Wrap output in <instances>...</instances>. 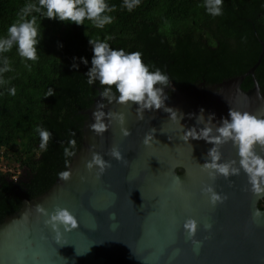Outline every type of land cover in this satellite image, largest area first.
Returning a JSON list of instances; mask_svg holds the SVG:
<instances>
[{
	"label": "water",
	"instance_id": "95a60500",
	"mask_svg": "<svg viewBox=\"0 0 264 264\" xmlns=\"http://www.w3.org/2000/svg\"><path fill=\"white\" fill-rule=\"evenodd\" d=\"M263 54L264 49L246 73L213 85L202 81L183 90L169 79L159 109L106 101L97 88L84 112L82 145L66 169L69 178L58 177L46 192L26 199L0 223V264H264V218L252 215L257 208L264 212L259 206L264 196L251 193L243 170L228 177L209 176L201 165L213 143L182 139L192 128L198 133L210 127L215 135L230 108L264 116V94L255 77ZM248 75L253 87L245 90L242 83ZM98 110L105 113L101 134L91 128ZM215 147L218 163L239 168L230 140ZM113 148L120 159L110 155ZM256 151L264 156V149L257 146ZM94 155L105 161L103 171L86 167ZM208 185L222 202H209L202 192ZM37 205L49 213L57 206L70 209L78 226L55 241ZM190 218L198 222L199 253L183 227ZM208 222L212 228L205 231Z\"/></svg>",
	"mask_w": 264,
	"mask_h": 264
},
{
	"label": "trees",
	"instance_id": "16d2710c",
	"mask_svg": "<svg viewBox=\"0 0 264 264\" xmlns=\"http://www.w3.org/2000/svg\"><path fill=\"white\" fill-rule=\"evenodd\" d=\"M26 2L0 0V35ZM107 2L115 5L110 13L114 20L103 29L89 21L76 25L45 18L35 61L22 60L15 46L3 54L11 70L0 75L5 81L0 84V159L20 173L14 177L0 172V223L66 171L73 158L65 164L64 148L70 140L76 142L75 154L82 145L84 112L98 95L97 88L102 91L98 81L87 83L93 55L89 39L110 36L111 47L140 51L146 64L160 68L183 90L246 73L264 49V0H223L222 15L215 17L205 11L203 0H141L131 12L121 6L122 0ZM255 77L264 94V54ZM12 87L14 95L8 92ZM251 87L248 75L242 88ZM49 89L51 96L46 95ZM37 126L51 133L46 150L39 148ZM259 206L264 209V199Z\"/></svg>",
	"mask_w": 264,
	"mask_h": 264
},
{
	"label": "clouds",
	"instance_id": "9594fccd",
	"mask_svg": "<svg viewBox=\"0 0 264 264\" xmlns=\"http://www.w3.org/2000/svg\"><path fill=\"white\" fill-rule=\"evenodd\" d=\"M140 2L141 0H122L121 6L131 12ZM222 6L223 0H203L205 11L213 17L222 15ZM114 10L115 5L110 6L107 0H27L17 13L16 20L7 26L5 34L0 35V75L11 70L8 57L3 54L9 52L13 46L22 60L37 59L38 46L43 36V19H57L76 25H85V21H89L92 26L103 29L113 22L114 17L110 13ZM110 39V36H105L103 40L89 39L93 55L91 67L86 73L87 83L93 85L98 81L102 88L100 94L109 101L115 98L121 104H136L140 110L159 109L163 102V86L169 82L168 75L160 68L146 64L140 51L126 52L123 48L111 47ZM83 62L88 63L86 59ZM3 83L5 81L0 79V84ZM15 91L14 87L8 89L10 95H14ZM52 94L51 89L46 93L48 96ZM93 116L95 123L91 128L97 134L103 133L106 130L103 119L105 113L98 110ZM117 118L123 123V114H119ZM122 131L125 136L128 134L127 130ZM35 132L40 137L39 148L46 150L51 133L40 126L35 128ZM212 132L210 127L201 128L198 133L192 128L186 130L182 137L185 141L204 138L213 143L214 147L209 150L208 159L201 165L202 170H207L209 176L220 174L225 177L237 175L243 170L248 177L251 193L256 197L264 196V156L256 151L257 146L264 149V116L230 108L227 118H222L221 126L215 129L216 134L212 135ZM229 140L237 149L239 168L231 167L230 163H218L220 156L215 145ZM75 143V140H70L64 148L66 165L70 162L68 158L75 155L72 150ZM147 143L146 139L145 144ZM110 155L116 159L121 156L116 148L112 149ZM94 165L103 171L106 163L99 155H94L92 160L86 163V167L91 169ZM58 175L67 180L70 173L62 171ZM202 192L207 194L212 205L222 202L221 195L216 193L211 185L202 188ZM36 210L47 217L44 223L55 233L53 238L57 242L62 239L64 232L78 226L77 218L68 208L57 206L49 213L37 205ZM252 215L255 219L264 218V212L258 208L254 209ZM183 227L191 240L193 250L199 253L202 241L195 239L198 222L190 218L185 221ZM203 228L205 231L211 230L212 224L205 223Z\"/></svg>",
	"mask_w": 264,
	"mask_h": 264
},
{
	"label": "rangeland",
	"instance_id": "374dc122",
	"mask_svg": "<svg viewBox=\"0 0 264 264\" xmlns=\"http://www.w3.org/2000/svg\"><path fill=\"white\" fill-rule=\"evenodd\" d=\"M15 165H12L7 160L0 159V172L1 173H14V177L20 173V168L16 167Z\"/></svg>",
	"mask_w": 264,
	"mask_h": 264
},
{
	"label": "flooded vegetation",
	"instance_id": "af4514ba",
	"mask_svg": "<svg viewBox=\"0 0 264 264\" xmlns=\"http://www.w3.org/2000/svg\"><path fill=\"white\" fill-rule=\"evenodd\" d=\"M176 171L180 173V172H182L183 170H182V169H177Z\"/></svg>",
	"mask_w": 264,
	"mask_h": 264
}]
</instances>
